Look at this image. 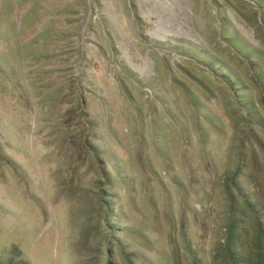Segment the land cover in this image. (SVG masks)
Segmentation results:
<instances>
[{"label":"rangeland","instance_id":"1","mask_svg":"<svg viewBox=\"0 0 264 264\" xmlns=\"http://www.w3.org/2000/svg\"><path fill=\"white\" fill-rule=\"evenodd\" d=\"M259 37L264 0H0V264H264Z\"/></svg>","mask_w":264,"mask_h":264},{"label":"crops","instance_id":"2","mask_svg":"<svg viewBox=\"0 0 264 264\" xmlns=\"http://www.w3.org/2000/svg\"><path fill=\"white\" fill-rule=\"evenodd\" d=\"M238 12V11H237ZM237 12H235L236 14H238ZM239 18H240V14H239ZM242 23L243 24H245L246 26L248 25L249 27H251L252 25H250L249 24V20H248V18H245V17H243V21H242ZM256 40H258L257 41V45L255 46L257 49H260V50H258V52L257 53H260L261 54V52L262 53H264V51H262V48H263V45H260V40H263L264 41V37H259V38H257ZM257 70H261L262 72H264L263 71V69H260V68H258L257 67ZM198 85H200V84H198ZM209 86H211V85H209Z\"/></svg>","mask_w":264,"mask_h":264}]
</instances>
